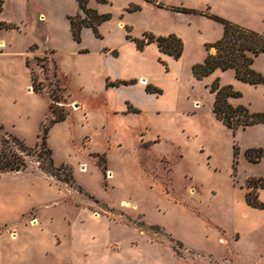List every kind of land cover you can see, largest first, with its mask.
I'll list each match as a JSON object with an SVG mask.
<instances>
[{
	"label": "rangeland",
	"instance_id": "obj_1",
	"mask_svg": "<svg viewBox=\"0 0 264 264\" xmlns=\"http://www.w3.org/2000/svg\"><path fill=\"white\" fill-rule=\"evenodd\" d=\"M2 1L0 152L24 168L0 172V264H264V210L246 203L248 183L264 180V125L233 135L215 118L211 93L214 83L231 87L233 107L261 113L264 83L231 69L193 76L223 36L209 16L264 36V0L130 5L133 31L117 30L111 15L98 37L83 29L80 43L67 18L76 0ZM145 34L181 39V61L125 42ZM252 69L264 78V54ZM52 111L66 119L51 125L43 148ZM255 199L264 203V189L251 190Z\"/></svg>",
	"mask_w": 264,
	"mask_h": 264
},
{
	"label": "trees",
	"instance_id": "obj_2",
	"mask_svg": "<svg viewBox=\"0 0 264 264\" xmlns=\"http://www.w3.org/2000/svg\"><path fill=\"white\" fill-rule=\"evenodd\" d=\"M79 6L80 13L73 17H68L70 22V30L74 41L80 43L81 34L83 29L90 28L93 33L98 37L99 26L111 18L110 14H100L97 10L88 7V0H76ZM149 4H153L158 8H164L165 6L159 2V0H144ZM104 2V1H100ZM139 10L137 6H131L130 12ZM176 12L190 14L195 11L185 8L173 9ZM2 11V1H0V12ZM216 22L223 26L222 38L207 47L208 54L203 63L193 68V76L197 80H201L204 77L209 76L214 71L220 69L234 70L237 80L251 85H258L264 83V78L256 73L252 69L254 59L264 54V36L254 31L242 28L227 20L216 16H209ZM3 24L1 23L0 26ZM7 28H15L11 25ZM130 39V37H128ZM135 42L139 50H143L146 45L156 43L160 52L171 56L175 60L181 58L184 45L181 39L175 35H169L166 37H155L153 35H143L141 39H132ZM213 50V53H211ZM33 91L40 93L42 88L37 84V77L32 73ZM146 92L149 94H161V91L154 87L147 85ZM211 93L215 94V101L213 104L212 112L217 120H219L225 127L232 131L233 135L238 129L245 130L248 127L256 125H264V112L250 113L248 109L242 106L233 107L229 103V99L239 96L235 93L231 87L220 88L217 83H214L211 87ZM53 119L50 122V126L43 130L41 147L46 148V137L51 125L62 122L66 119V115L63 113L56 114L52 111ZM20 143V142H19ZM21 146H24L20 143ZM49 157V163L53 166V160L51 157V150L46 149ZM262 151H259V157H262ZM237 148L233 146V165L237 163ZM245 157L248 161L253 162L251 151H246ZM24 168V161L17 155H7L5 149L0 152V172L20 171ZM264 180H258L260 186L257 184L251 185L248 183V189L250 192L246 195V203L248 206L254 209L264 210V203L258 199L250 200L251 190L257 188L264 189Z\"/></svg>",
	"mask_w": 264,
	"mask_h": 264
},
{
	"label": "crops",
	"instance_id": "obj_3",
	"mask_svg": "<svg viewBox=\"0 0 264 264\" xmlns=\"http://www.w3.org/2000/svg\"><path fill=\"white\" fill-rule=\"evenodd\" d=\"M100 1H104V2H100ZM88 3H89V5H90V7L92 9L97 10L100 14H110V15H112V21H116L115 24H116L117 30H122L123 32H124V30H127V29L128 30L132 29V31L134 29V26L132 25L131 22L128 21L126 16H131L133 14L138 13V12H136V13H125L124 11H126V8H128L130 5L131 6L132 5H139L141 7V10L144 11V9L147 8L148 6H154V5H151V4L147 3L144 0H126V2L124 4L119 5L117 7L118 8L117 11L114 12L112 10L114 8V0H88ZM3 5H4V2L2 1V11L0 13H2L4 11ZM78 13H80V10H79V6H78V3H77V9L75 8V11L72 14H68L67 18L68 17H73V16L77 15ZM123 13H125V14H123ZM139 14H141V13H139ZM177 14H180V13H177ZM150 24H151L150 20L148 22H146L144 25L142 24L143 25L142 33L149 30V25ZM99 30H100V33H101L102 26L99 27ZM160 34H162V33H160ZM164 34L166 35L168 33H164ZM137 36L138 35L132 36V37L133 38L134 37L137 38ZM141 37H143V35H141ZM125 42H126L127 45L131 46L134 49V51H135V49H137V46H136V44L133 41L127 40L125 38ZM137 51H139V50H137ZM140 52H143V53L150 52V53H152L154 59H158V61H159V59L160 60L163 59V60L167 61L168 63L180 62L182 57H183L182 56L180 59L175 60L171 56L166 55L164 53H161L156 43H152V44L146 45L145 48L143 49V51H140ZM136 75H146V74L140 73V74H136ZM143 80H145L147 82L146 79H143Z\"/></svg>",
	"mask_w": 264,
	"mask_h": 264
},
{
	"label": "bare ground",
	"instance_id": "obj_4",
	"mask_svg": "<svg viewBox=\"0 0 264 264\" xmlns=\"http://www.w3.org/2000/svg\"><path fill=\"white\" fill-rule=\"evenodd\" d=\"M3 43L2 42H0V47H3ZM33 222H35V221H33ZM34 225H36L35 223H34Z\"/></svg>",
	"mask_w": 264,
	"mask_h": 264
}]
</instances>
